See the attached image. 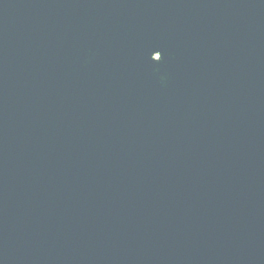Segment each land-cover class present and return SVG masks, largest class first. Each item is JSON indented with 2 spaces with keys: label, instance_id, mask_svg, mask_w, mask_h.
<instances>
[{
  "label": "water",
  "instance_id": "obj_1",
  "mask_svg": "<svg viewBox=\"0 0 264 264\" xmlns=\"http://www.w3.org/2000/svg\"><path fill=\"white\" fill-rule=\"evenodd\" d=\"M0 264H264V0H0Z\"/></svg>",
  "mask_w": 264,
  "mask_h": 264
},
{
  "label": "snow or ice",
  "instance_id": "obj_2",
  "mask_svg": "<svg viewBox=\"0 0 264 264\" xmlns=\"http://www.w3.org/2000/svg\"><path fill=\"white\" fill-rule=\"evenodd\" d=\"M160 53V56H159V60L162 59V53L160 51H158Z\"/></svg>",
  "mask_w": 264,
  "mask_h": 264
}]
</instances>
